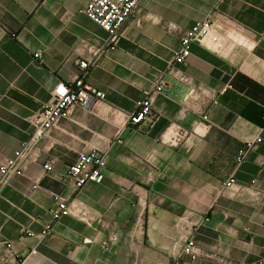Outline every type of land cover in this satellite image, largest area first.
<instances>
[{"label":"crops","instance_id":"obj_1","mask_svg":"<svg viewBox=\"0 0 264 264\" xmlns=\"http://www.w3.org/2000/svg\"><path fill=\"white\" fill-rule=\"evenodd\" d=\"M89 1L0 0V163L29 140L31 116L58 82L74 80L78 60L91 63L86 81L105 93L91 109L74 106L23 175L0 187V264L264 258V0H224L212 14L216 0H142L115 42L84 13ZM208 15L242 43L224 54L193 43L186 62L173 63L183 32ZM160 74L156 119L128 124ZM172 129L185 133L176 144L165 141ZM90 150L106 152L104 178L78 188L68 167ZM230 177L237 185L224 188ZM54 195L69 214L44 238L27 236L52 222ZM189 238L195 259L182 251Z\"/></svg>","mask_w":264,"mask_h":264},{"label":"built area","instance_id":"obj_2","mask_svg":"<svg viewBox=\"0 0 264 264\" xmlns=\"http://www.w3.org/2000/svg\"><path fill=\"white\" fill-rule=\"evenodd\" d=\"M223 1L216 0L210 13H214ZM141 3L142 0H90L86 4L84 13L108 33L109 42H115L118 40L127 21L140 9ZM222 34L210 15L196 21L183 32L180 48L173 56V63L184 64L191 54L190 47L193 43L205 44L218 54H224L235 45L242 43L231 31H224ZM34 57H39V53H35ZM77 64L78 73L74 80L58 82L51 91L50 99L41 106L37 113L31 116L30 121L34 129L29 140L0 163V187L12 177L23 175L26 166L37 158L40 143L48 136L52 127L60 119L70 114L74 106L91 109L97 101L105 98L103 91L94 88L86 81L91 63L82 59L78 60ZM166 73L177 77L172 68L167 70ZM163 87V74H160L153 87L145 91L143 96L136 101L135 109L128 114V124L139 126L150 119H156L153 101L157 94L162 93ZM165 135L166 142L176 144L184 138L185 133L182 129H172L168 130ZM261 141L262 138L259 136L255 140L247 142L245 148L240 150L236 158L237 164L242 163L248 152ZM114 142L122 143V140L117 137ZM106 158V152L97 150L79 153L76 161L68 167L69 178L78 188L87 182L100 183L104 178L103 169L106 165ZM43 168L46 171H51L53 166L51 163H47L43 165ZM236 185V180L233 177L223 183L224 188H232ZM240 187L243 188V186ZM54 201L55 208L51 210L52 222L47 223L43 230L37 234L24 230L27 236L44 238L52 233L55 222L69 214L67 200L54 195ZM104 245H107V242H104ZM182 251L191 259H195L199 255V250L192 238L186 241ZM251 264H264V258Z\"/></svg>","mask_w":264,"mask_h":264}]
</instances>
